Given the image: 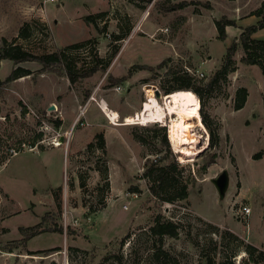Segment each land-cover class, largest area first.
I'll return each instance as SVG.
<instances>
[{
    "label": "rangeland",
    "instance_id": "1",
    "mask_svg": "<svg viewBox=\"0 0 264 264\" xmlns=\"http://www.w3.org/2000/svg\"><path fill=\"white\" fill-rule=\"evenodd\" d=\"M262 1L0 0V48L17 45L42 55L79 44L67 50L75 72L99 67L72 84L64 67L43 71L37 62L0 60V264H264L258 253L264 252V76L241 61L238 42L236 71L209 85L238 38L219 40L215 20L246 19ZM100 13L94 22L85 19ZM33 21L39 25L31 36L19 38ZM18 67L31 74L7 82ZM187 81L201 120L203 110L220 126L214 150L209 131L195 128L199 146L207 148L191 160L174 150L168 119L123 124L142 110L149 89L163 104L167 91ZM240 87L249 95L236 111ZM102 100L124 114L120 125L103 117ZM98 133L106 150L86 152ZM212 153L216 163L203 173ZM162 157L177 161L182 179L193 183L187 200L166 203L150 192L146 164ZM61 188L58 212L48 197ZM158 217L177 224L179 236L160 242L151 232ZM40 222L64 232L30 240L21 234L20 226ZM247 246L257 250L253 256ZM160 248L170 257H156Z\"/></svg>",
    "mask_w": 264,
    "mask_h": 264
},
{
    "label": "trees",
    "instance_id": "2",
    "mask_svg": "<svg viewBox=\"0 0 264 264\" xmlns=\"http://www.w3.org/2000/svg\"><path fill=\"white\" fill-rule=\"evenodd\" d=\"M185 5L180 4L178 7L183 8ZM104 15V13H100L97 15H89L86 16L85 19L88 22H94L95 18H98L100 16ZM249 16H255L258 18V22L254 25L248 26L246 28L242 29V32L238 38V41H234L228 48H227V54L222 61V66L220 69L214 74L213 78L211 79V82L209 83L210 86L213 84L221 81V80H227V77L230 73L236 71V63H235V53L238 48V42H241V46L243 48V57L241 61L250 66H257L261 70L263 76H264V39L254 38L253 35L258 32L261 29H264V0L261 2L259 8H257L255 11L250 13ZM215 27L218 32V39L221 41H225L227 38L226 33V27L228 26H235L236 22L232 19H229L227 17H222L221 19L215 20ZM38 26L39 23L33 21L31 24H26V26L22 27L20 29L19 38L27 39L31 36L32 33V26ZM82 45L75 44L71 47L58 50L54 53L50 54H42L37 55L30 51L23 50L20 46L13 45L10 47H1L0 48V60L8 59L12 61L15 65H19L20 63L24 62H37L42 67L41 70L46 71L48 69H52L53 71L57 69V67H64V70L66 72V75L70 82L72 84H75L78 80H83L88 77L93 76L94 73H96L99 70L98 65L91 67L89 70H82L80 73L75 72L73 66H72V59L71 56L67 54V50L70 49H76L81 47ZM115 55L118 53V50L115 49L114 51ZM30 71L18 67L15 69L12 74L7 78V82H12L17 78H20L22 76L30 75ZM191 83L190 81L181 83L176 89H173L172 91H167V94H170L177 90H189L191 89ZM194 91L198 94H200L198 89H194ZM248 90L245 87H240L236 91V97L234 101V110H240L242 109L247 101L248 98ZM263 106H264V86H263ZM202 121L204 126L209 131V146L211 150H214L218 147L220 143V134L219 124L217 125L214 123L210 116L202 110ZM165 131L166 129L163 128ZM136 140L140 143H144V137L140 135H135ZM97 143H89L86 147V152L90 151L92 148L96 147L99 150L105 151L106 150V143L104 139L103 133H98L96 135ZM164 141L166 144L167 138L166 133L164 134ZM44 150L43 147L39 148ZM262 153L254 155L255 159L260 158ZM218 158L217 153H212L208 159L204 162V164L201 166V171L204 173L211 165L216 163V160ZM165 157L156 159L155 162H153L151 165L148 163L146 164L147 169L143 174V178H146L150 181V192L152 195L158 199L159 201L166 202V203H175L177 201L187 200L189 197V184L192 183L191 181H187L182 179V169L178 168L177 161H173L172 163L166 164L165 163ZM5 161L3 162V164ZM2 164V165H3ZM106 178V177H105ZM193 184V183H192ZM81 186L83 187V182L81 183ZM52 195L54 197V200L56 202V208L58 212L62 211V188L53 190ZM161 217H158L155 221L154 226L151 228V232L153 235L157 236L159 238V241L162 242V239L164 236H169L172 238H177L179 236L178 232V225L173 223L172 221H161ZM21 234L23 236L30 240L33 237L43 233V232H50V233H60L62 234L64 232V229L60 226L55 227H49L48 229H44L42 227L41 222L36 224L35 226L31 227H21L20 228ZM230 236L232 234L229 233ZM254 251H257L255 247L253 246H247L246 252L250 254L251 256L254 255ZM260 258L264 257V252H258ZM169 258V253L162 251L160 248L156 257H162ZM174 260V259H173ZM208 264H215L212 263L211 260L208 261Z\"/></svg>",
    "mask_w": 264,
    "mask_h": 264
},
{
    "label": "bare ground",
    "instance_id": "3",
    "mask_svg": "<svg viewBox=\"0 0 264 264\" xmlns=\"http://www.w3.org/2000/svg\"><path fill=\"white\" fill-rule=\"evenodd\" d=\"M148 97L142 110L133 116H126L123 124L147 125L155 122L164 123L168 119L169 138L174 150L181 158L191 160L207 148L199 146V139L194 132L195 128L206 130L199 113V99L191 90H177L163 96V104L159 103L154 91L149 89ZM161 99V100H162ZM101 111L114 122L120 125V116L111 109L105 100L99 103ZM106 116V117H107ZM200 137V136H199ZM61 143H57V146ZM184 160V159H183Z\"/></svg>",
    "mask_w": 264,
    "mask_h": 264
},
{
    "label": "crops",
    "instance_id": "4",
    "mask_svg": "<svg viewBox=\"0 0 264 264\" xmlns=\"http://www.w3.org/2000/svg\"><path fill=\"white\" fill-rule=\"evenodd\" d=\"M238 9H240V8H238ZM228 15V14H227ZM229 15H231V14H229ZM232 15H236L235 14V12L233 11L232 12ZM240 15H237L234 19H232V20H234L235 22H236V27L235 26H228V27H226V33H227V37H230V38H232L231 37V34H235V36L236 37H238L239 38V36H240V34H241V32H242V29L243 28H246V27H248V26H251V25H254V24H256L257 22H258V18L257 17H255V16H249L248 15V17L246 18V19H241L240 17H239ZM253 37L254 38H259V39H264V29H261V30H259L258 32H256L254 35H253ZM238 38L236 39V41H238ZM227 39V38H226ZM226 41V40H225ZM107 102V101H106ZM100 108V107H99ZM114 110V109H113ZM100 111H101V109H100ZM114 111H116L119 115H123L124 116V114H122V112H120L119 110H114ZM101 114L103 115V117L105 116V114L101 111ZM113 126H116V125H113ZM207 139H209V138H207ZM55 148H59L58 146L57 147H55ZM54 149V148H53ZM45 150V149H44ZM50 190L48 189V192H49ZM4 193L6 194V195H8V193L4 190ZM50 193V192H49ZM9 196V195H8ZM53 195H50V197H48V200H49V202H51V205L52 204H54L53 203ZM8 212H10V211H8ZM4 222V221H3ZM38 224V223H37ZM33 226H35V225H33ZM21 227H24V226H20V228Z\"/></svg>",
    "mask_w": 264,
    "mask_h": 264
},
{
    "label": "built area",
    "instance_id": "5",
    "mask_svg": "<svg viewBox=\"0 0 264 264\" xmlns=\"http://www.w3.org/2000/svg\"><path fill=\"white\" fill-rule=\"evenodd\" d=\"M59 0H45V2L46 3H51V4H55V3H57ZM201 76H204V74H200V77ZM83 109H86V107H84ZM82 109V110H83ZM107 116V115H106ZM107 118H108V120H109V122L112 124V125H114V122L113 121H111V119H109V117L107 116ZM78 122V121H77ZM58 143H60V142H58ZM55 146H57V143L55 144ZM60 146V145H59ZM13 153H15V154H17L16 152H13ZM242 211H243V213L244 214H246V215H250V213H251V209L249 208V207H243V209H242Z\"/></svg>",
    "mask_w": 264,
    "mask_h": 264
},
{
    "label": "water",
    "instance_id": "6",
    "mask_svg": "<svg viewBox=\"0 0 264 264\" xmlns=\"http://www.w3.org/2000/svg\"><path fill=\"white\" fill-rule=\"evenodd\" d=\"M225 186V175H222L219 179H218V187L220 188V190L222 191V189Z\"/></svg>",
    "mask_w": 264,
    "mask_h": 264
}]
</instances>
